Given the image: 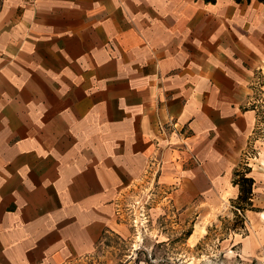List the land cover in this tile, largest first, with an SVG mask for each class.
I'll return each instance as SVG.
<instances>
[{"label": "crops", "instance_id": "1", "mask_svg": "<svg viewBox=\"0 0 264 264\" xmlns=\"http://www.w3.org/2000/svg\"><path fill=\"white\" fill-rule=\"evenodd\" d=\"M262 64L257 0H0V264L126 238L151 170L180 218L236 198Z\"/></svg>", "mask_w": 264, "mask_h": 264}, {"label": "rangeland", "instance_id": "2", "mask_svg": "<svg viewBox=\"0 0 264 264\" xmlns=\"http://www.w3.org/2000/svg\"><path fill=\"white\" fill-rule=\"evenodd\" d=\"M251 83L257 118L241 157L254 178L251 205L241 211L233 203L236 198L227 197L208 212L196 207L180 218L164 203L170 193L155 186L151 170L149 185L135 189L119 206L126 238L106 234L90 257L73 264H264V64ZM197 225L203 232L195 233Z\"/></svg>", "mask_w": 264, "mask_h": 264}, {"label": "trees", "instance_id": "3", "mask_svg": "<svg viewBox=\"0 0 264 264\" xmlns=\"http://www.w3.org/2000/svg\"><path fill=\"white\" fill-rule=\"evenodd\" d=\"M205 4L206 3H215L217 0H201ZM235 3H240V2H249L250 0H233ZM264 6V0H257ZM246 167V166H245ZM242 167V165L234 170L233 172V181L232 184L233 186L237 187L238 195L233 202L236 208L239 210H244L248 206H250V201L253 196V186H254V179L249 175L251 169L250 168H245Z\"/></svg>", "mask_w": 264, "mask_h": 264}, {"label": "bare ground", "instance_id": "4", "mask_svg": "<svg viewBox=\"0 0 264 264\" xmlns=\"http://www.w3.org/2000/svg\"><path fill=\"white\" fill-rule=\"evenodd\" d=\"M203 229H204V227H202V226H200V225H197L196 226V234H197V232H203Z\"/></svg>", "mask_w": 264, "mask_h": 264}, {"label": "built area", "instance_id": "5", "mask_svg": "<svg viewBox=\"0 0 264 264\" xmlns=\"http://www.w3.org/2000/svg\"><path fill=\"white\" fill-rule=\"evenodd\" d=\"M171 126H174V124H173V125L171 124ZM173 128H174V127H173ZM158 130H159L160 132H162V133H163L164 126H159Z\"/></svg>", "mask_w": 264, "mask_h": 264}]
</instances>
